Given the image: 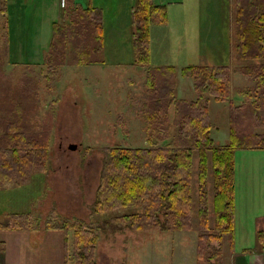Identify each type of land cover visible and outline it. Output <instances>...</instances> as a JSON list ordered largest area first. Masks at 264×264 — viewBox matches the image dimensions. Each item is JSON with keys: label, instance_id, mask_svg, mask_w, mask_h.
<instances>
[{"label": "rangeland", "instance_id": "obj_1", "mask_svg": "<svg viewBox=\"0 0 264 264\" xmlns=\"http://www.w3.org/2000/svg\"><path fill=\"white\" fill-rule=\"evenodd\" d=\"M160 1L166 7L168 24L151 27L150 37L154 47L152 55L151 43L149 67L134 65L133 62L132 32H135V26L131 24V13L137 0H101V19L95 32L101 42L98 51L91 56L93 63L70 65L66 64L70 60L66 57L65 65L58 68L56 75L45 77V68L36 67V64L42 62L44 55L35 56L37 51H34L39 44L44 46L49 43L48 24H45L43 35L40 33L39 36L37 33L41 27L33 32L36 12L32 9L34 5L38 6L40 0H26V3L25 0H0V60L5 73L10 80L16 81L25 65L35 66L31 75L37 79L40 117L44 118L50 102L57 100L47 171L41 177L30 175L28 187L14 188L9 185L0 190V211H6V214L29 212L27 225L32 227L30 224L36 221L37 225L34 226L37 230H44L50 224L61 227L65 222L71 223L74 220L84 223L88 228L94 229L97 236L96 264H198L200 230L197 225L199 184L196 152L192 157L191 230L138 231L125 225L128 223L116 220L118 216L139 212L138 208L92 213L100 173L107 159L106 148L149 147L145 113L148 93L145 82L149 68L173 67V100L191 102L197 97L194 82L192 78L182 76L183 69L188 66L228 67L230 75L227 100L216 102L208 91L202 95L208 103L210 138L216 146L228 143L231 105H242L243 115L256 112L260 121L256 122L253 131L264 135V94L262 93V97L261 93L255 94L256 97V83L246 80L241 74L242 68L254 63H264V60L246 61L236 58L234 0ZM55 2L58 8H64V0ZM50 12L48 18L53 19L55 11ZM164 27L166 33L162 31ZM94 35L92 30L89 38ZM88 42L92 41L88 39ZM29 44H33L34 50L27 51ZM245 92H249L247 99ZM173 117L174 108L171 105L168 109L169 122L173 121ZM169 132L175 137L178 135V128L171 126ZM71 144L76 146L74 150L69 149ZM208 158V176L204 190L210 226L213 228L210 154ZM11 214L6 216L4 223L9 220L21 222L20 218ZM44 232L42 236H45ZM49 234L57 236L58 232L52 231ZM71 243L70 230L69 252ZM210 246L213 249L209 252L214 254L211 264H223V260L229 257L227 243L220 246L219 243L212 242ZM50 248L52 251L58 249L59 256L60 252L63 253L64 244H55Z\"/></svg>", "mask_w": 264, "mask_h": 264}, {"label": "trees", "instance_id": "obj_2", "mask_svg": "<svg viewBox=\"0 0 264 264\" xmlns=\"http://www.w3.org/2000/svg\"><path fill=\"white\" fill-rule=\"evenodd\" d=\"M63 17L67 22L54 23L47 53L36 67L45 68V77L54 76L60 66L70 58V65L93 63L97 52L99 24L89 20L86 9L75 0H65ZM134 65L149 67L151 63V37L153 26L167 24L166 7L151 0H137L131 13ZM233 23L235 50L238 60H264V0H234ZM92 28V29H91ZM94 31V37L90 32ZM90 39L92 42H88ZM96 44H94V42ZM35 66L25 65L16 81L9 79L0 60V190L13 185L28 187L30 175L40 176L47 171L50 137L54 127L55 102H50L44 118L40 117L38 84L33 74ZM171 66L149 68L145 86L147 99L145 113L148 120V144L145 148H106L107 159L100 173L93 214L140 209L137 213L118 216L116 220L128 223L138 231L171 230L189 231L193 228L192 157L198 158V264H211L214 259L210 243L220 246L227 243L229 252L234 243V154L237 150H264V135L253 131L258 120L256 112L243 115V106H233L230 114L229 141L223 146L214 145L210 138L208 91L216 102L229 97V68L226 66H188L183 77L193 79L195 101L173 100L174 81ZM246 80L256 83L254 95L264 86V63L251 64L241 69ZM244 95L249 96V92ZM255 95V96H256ZM257 97V96H256ZM232 104V103H230ZM173 105L174 117L169 122L168 109ZM253 121V122H252ZM252 122V123H251ZM257 122V123H256ZM178 128L172 137L170 127ZM261 126V125H260ZM210 154L214 227L210 226L204 190L208 176ZM39 178V177H38ZM40 179V178H39ZM21 222L9 220V229L27 230L30 213L11 214ZM163 219V221H162ZM0 228L2 226L0 225ZM47 230L63 233L64 264H96L97 236L94 229L74 220L59 227L50 224ZM72 231L69 252L68 237ZM208 251V252H207ZM247 253H264V232L257 233L256 247Z\"/></svg>", "mask_w": 264, "mask_h": 264}, {"label": "crops", "instance_id": "obj_3", "mask_svg": "<svg viewBox=\"0 0 264 264\" xmlns=\"http://www.w3.org/2000/svg\"><path fill=\"white\" fill-rule=\"evenodd\" d=\"M75 3L81 9H86L90 21L100 24L101 0H76ZM152 3L163 5L160 0H153ZM32 10L36 12L33 32H37L38 27H41V30L37 33L39 36L40 33L43 35L45 24H48L47 41L49 43L54 23H68L67 19L63 17V10L57 7L55 0H40L38 6L34 5ZM50 10L55 11L53 19L48 18L51 14ZM163 29L162 31L166 33L165 27ZM96 40L100 41L98 37ZM165 40L167 41L166 38ZM49 43L44 46L39 44L35 50L32 48L33 44H29L27 51L34 50L37 51L35 56H43L47 53ZM153 47L154 42L151 45L152 55ZM233 181L234 243L233 251L229 252V257L223 260V264H264V253L246 252L254 250L257 233L264 232V214H262L264 150H237L234 154ZM6 213V211H0V225L2 226L0 228V264H64V250L58 256V249L52 251L50 248L55 244L63 245L62 231L37 230L36 227H32L33 230H27L26 228L22 230L9 229L7 228L9 223L3 221L11 213ZM43 231H45V236H42ZM52 231H57L58 235L49 234ZM32 233L35 234L32 235Z\"/></svg>", "mask_w": 264, "mask_h": 264}, {"label": "water", "instance_id": "obj_4", "mask_svg": "<svg viewBox=\"0 0 264 264\" xmlns=\"http://www.w3.org/2000/svg\"><path fill=\"white\" fill-rule=\"evenodd\" d=\"M75 148H76V146L73 145V144L69 146V149H70V150H74Z\"/></svg>", "mask_w": 264, "mask_h": 264}]
</instances>
